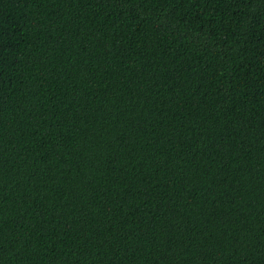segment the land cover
Wrapping results in <instances>:
<instances>
[{
	"label": "trees",
	"instance_id": "trees-1",
	"mask_svg": "<svg viewBox=\"0 0 264 264\" xmlns=\"http://www.w3.org/2000/svg\"><path fill=\"white\" fill-rule=\"evenodd\" d=\"M0 264H264V0H0Z\"/></svg>",
	"mask_w": 264,
	"mask_h": 264
}]
</instances>
